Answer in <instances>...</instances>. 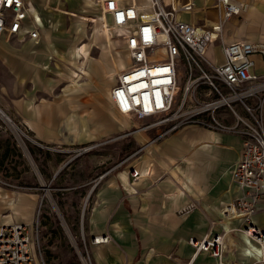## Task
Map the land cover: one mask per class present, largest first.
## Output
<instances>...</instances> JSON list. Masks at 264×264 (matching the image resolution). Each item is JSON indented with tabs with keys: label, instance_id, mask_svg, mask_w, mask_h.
<instances>
[{
	"label": "rangeland",
	"instance_id": "rangeland-1",
	"mask_svg": "<svg viewBox=\"0 0 264 264\" xmlns=\"http://www.w3.org/2000/svg\"><path fill=\"white\" fill-rule=\"evenodd\" d=\"M213 1L194 0V10L179 12L178 16L199 23L203 22L204 17L216 19V9L211 6ZM86 4L85 0H51V8H49L39 7L35 3L33 6L39 16L37 21L39 37L32 42L41 50L36 55L41 60L38 66L43 71V80L54 84L58 90L57 93L41 94L43 102L57 100L58 102L75 104L76 107L83 105L90 111L98 108L103 117L102 112L104 105H106L103 91L106 87L113 85L117 72L129 64V56L116 32L108 29L111 41L109 45L106 43L104 37L102 38L101 27L104 23L98 16L96 5ZM55 7H59L61 10L72 9L74 14H65ZM247 10L248 6L245 3L240 14L225 20V22L227 21L223 28L225 40H227L226 34L229 31L241 25L242 19L247 16ZM92 16L95 17L94 21L89 18ZM230 20H235L237 25L229 27L228 21ZM29 24H34L32 18ZM226 27L227 29H225ZM72 43L75 46L73 49L69 46ZM80 46L85 49L88 48L90 54L84 67L87 69L90 64L91 67H96L89 68L92 75L98 74V77L94 78L93 81L81 74L80 61L83 56L81 58L74 57L68 61L70 56L76 55L77 50H83ZM209 53L217 60H221L217 46L210 49ZM112 56H114L118 67L111 64ZM71 70L77 73H72L73 80L68 78ZM107 70L112 71V74L104 75ZM66 86L67 90L69 87L81 89L85 95H82L80 91L78 93L74 91L71 94L59 92L61 87ZM86 89L89 96L86 95ZM6 100L7 94L1 91L0 86V157L4 154L3 159L0 158V219L10 218L11 215L14 220L23 218L22 221L14 222H25L29 225L30 239L40 264H85L82 260V255L85 254H88L90 258L89 264H167L169 259L165 254L168 250L184 245V242L195 233L197 222L206 228V218L200 210H197V213L187 220H183L179 211L184 208H177L172 215H169V225L166 228L158 227L148 230L144 224L131 223L130 225L128 220L130 217L133 219L129 212L131 207L130 194L121 185V191L112 197V204L113 207L118 205V207H126L127 209L124 225L128 227L117 228L118 234L124 240V245H118L112 236L107 241L117 246L119 257L115 251L109 249L99 253L97 257L93 254L94 244L99 243H93L92 238L94 235L102 233L95 234L87 222L93 211L98 212L105 207L104 198L97 196V185L102 184L107 175L122 176L123 174L126 178L125 183L129 186V170L133 165L140 173L149 165L151 175L154 178L163 175L159 180L164 179L165 192H170L174 184L170 178L164 175L163 168H160L159 160L165 159L160 150L166 147V151L170 154L178 153L179 149L183 150L186 155L192 154L195 149L206 147L202 145L206 138L203 137L191 142L188 135L197 132L209 134L207 129L189 125L155 138L159 134V130L142 129L143 131H138L133 129L136 126L148 124L151 118H129L120 114L119 119L115 121L121 127L112 134H104L98 139L81 144L44 142L35 137L27 123L12 107L5 103ZM13 124L25 127L26 136L15 133L12 128ZM216 134L218 135V132H214V135ZM220 137H222L220 140L223 141L221 155L218 160H212L214 163L210 162L211 159L207 160L209 168L206 169L202 188L197 195L200 197L201 207L211 217L218 219L222 218L220 213L209 211L204 203H207L209 207L213 206L212 203L220 207L223 201L217 202V198L222 192L229 189L228 175L238 151L236 139L233 136L221 134ZM80 147L89 148L85 152L78 153L77 149ZM207 147L213 152L214 143H210ZM18 153L20 154L18 155ZM171 162L173 164L168 165L169 169L183 178L182 171L186 167V162L176 159ZM101 173L107 174L99 178ZM82 180H89L90 182L97 180L96 186L93 187L88 196L87 193L93 183L74 187L76 189L73 188ZM140 191L142 192L135 194L133 198L145 196L150 188L145 187ZM81 192L84 195L80 194ZM121 196L122 199L120 200ZM213 196L216 197V202H213ZM169 197H173V195ZM180 197L183 196L180 195ZM156 199L154 198L151 204H156ZM208 201H212V203L210 204ZM24 203L27 207L21 206ZM14 204L19 208L11 209ZM26 209L29 212L23 214L22 212ZM37 212L40 215L39 225L36 229L34 219ZM143 216L145 215L143 214ZM222 219L237 220V218ZM255 221L257 225L263 226L264 215H258ZM142 222L144 223V220ZM216 223L218 224L217 232H221L222 224ZM153 232H156V235L152 234ZM254 246L257 247L256 244H253ZM250 248L253 249L251 246ZM129 249H132L133 252H129ZM234 252L235 246L226 244L224 261L228 264H234ZM254 257L252 262L258 259V255ZM169 262L171 263L170 260ZM172 262L174 261L172 260Z\"/></svg>",
	"mask_w": 264,
	"mask_h": 264
},
{
	"label": "built area",
	"instance_id": "built-area-1",
	"mask_svg": "<svg viewBox=\"0 0 264 264\" xmlns=\"http://www.w3.org/2000/svg\"><path fill=\"white\" fill-rule=\"evenodd\" d=\"M47 0H0V36L14 39L39 37L32 8ZM98 16L122 40L129 64L121 68L109 91L115 110L129 118H151L133 129H156L164 136L181 127L194 125L235 134L240 151L230 167L231 182L240 190L220 208L222 218H237L241 230L257 244L258 259L264 264V227L253 215L264 211V42L223 38L225 20L245 7L242 0H214L217 17L211 23L182 19L179 12L194 10V0H95ZM39 18V16H38ZM91 21L95 17H89ZM219 48L221 60L209 50ZM18 135L26 128L13 124ZM89 147H80L78 153ZM105 173H101L99 178ZM130 179L141 173L133 165ZM97 182V180H96ZM96 182L92 184L87 196ZM139 190H134V193ZM84 207L82 210V215ZM185 212V210H181ZM37 212L34 224L39 225ZM82 222V220H81ZM223 232L212 228L201 238L190 236L191 250L167 254L174 264H192L206 251L217 264L223 257ZM110 234L94 235L93 243L107 242ZM89 264L88 254L82 255ZM0 264H40L25 222L0 223Z\"/></svg>",
	"mask_w": 264,
	"mask_h": 264
},
{
	"label": "crops",
	"instance_id": "crops-1",
	"mask_svg": "<svg viewBox=\"0 0 264 264\" xmlns=\"http://www.w3.org/2000/svg\"><path fill=\"white\" fill-rule=\"evenodd\" d=\"M243 1L248 3L247 16L242 19L240 22L241 25L226 34V39H249L264 42V0ZM36 4H38L39 7L43 6V2L41 1L36 2ZM213 20H215V18L207 19V23H211ZM228 23L227 24L229 27H235L234 25H237L235 20H230ZM227 27L225 29H227ZM32 41V39L20 40L14 38L11 39L6 36H0V86L1 91L7 94V100L5 103H7L9 107H12L19 114L22 120L27 123L35 137L44 142L81 144L98 139L104 134H112L119 130L121 126L115 120L119 119L120 113H118L111 104L109 97L111 86L106 87L103 91L106 104L104 105V111L102 112L103 117L101 115V111L99 112L98 108L90 111L89 108H85L83 105L76 107L77 105L75 104L73 105L71 103L58 102L57 100H48L43 102L41 94H50L54 92L57 93L58 90L54 84L43 80V71L41 67L38 66L41 60L40 57L36 55V53H40L41 50L34 46ZM69 46L71 47L72 45L70 44ZM80 47L84 52L77 50L76 55H72V57L70 56L68 61L74 57L81 58L83 56L87 48L85 49L83 46ZM110 61L113 66L118 67V64L113 62L112 59ZM89 68L96 67H91L90 64L88 65V69ZM109 74H112V71L107 70L104 72V75ZM92 76L97 78L98 74ZM66 88L67 86L61 87L59 92L71 94L74 91H77L76 93L80 91L82 95H85L81 89H72L69 87L67 90ZM86 95L89 96L87 89ZM138 131L143 130L140 129ZM207 131L210 133L205 134L197 132L188 135V139L191 142L199 140L203 137L206 138L202 144L206 147L195 149L192 154L188 153L189 155H186L183 150L179 149V147L178 153L172 154L166 151V147H163L160 150L162 157L165 158L162 161L159 160L161 163L160 168H163L165 172L164 175L170 178V180L172 179L171 181L174 184V187H172L170 192H165L164 179L159 180L163 175L154 178V176L151 175V168L149 165L145 170L142 171L141 176L132 181L129 179V186L127 183H125L126 178L123 174V178L122 176H115L113 174L107 175V178L103 180L102 184H98L96 189L97 196L104 198L105 207L98 212H92L87 222L89 228L95 234L98 232L102 234L108 233L110 236L114 237L116 243L118 242V245H124V240L121 239L120 235L118 234L117 228L128 227L127 225H124V222H126L125 216L127 209L126 207H118V205H114L115 207H113L112 204V197L121 191V185L122 188H124V190L128 191V194H130L129 200L131 207L129 212L133 218L131 219L130 217L128 220L130 225L131 223L144 224L148 230L156 229L158 227L166 228L169 225V215H172L177 210V208H184V213L179 211L181 213L180 217L183 220H187L196 214L197 210H200L206 218V228H203L201 224L197 222L198 225L195 227V233L192 236L201 238L208 232L207 230L210 228H212L213 232H217L216 228L218 227V224L216 222L221 223V232L224 231L223 236H225V244L235 246V252L233 255L235 257L234 264H251L255 258L254 256L258 255L257 247H253V244L256 243L252 239L246 237L241 230H230V228L239 225V220L237 219L227 221L226 219L211 217L201 207L200 197L197 196L202 188L206 169L209 168V163L207 160L211 159L210 162H213L218 160L219 156L221 155V144L223 142L221 141V134L230 135L236 139L238 151L235 158H237L240 151V139L237 135L221 132H218V135H214V132L216 131L212 132V130L209 131L208 129ZM210 143H214L213 152H211L207 147ZM174 147L177 148V146ZM173 159L186 162V167L182 171L183 178L176 175L174 171L169 169L168 165L173 164L171 162ZM106 174L104 175L106 176ZM146 176L148 177L147 179ZM228 177L229 189H226L217 198V202L221 200L223 201L220 204V207L212 203V201H208L210 204H213L212 207H209L207 203H204L209 211H218L220 213V208L222 205L228 201H231L236 195L239 194V188L231 182L230 173ZM95 182V180L91 182L89 180H82L81 182L74 185L73 188L86 186L90 183L94 184ZM145 187L147 189L150 188V191L145 194V196L133 198L135 194H140L142 192L140 190H143ZM134 190H139V192L137 191V193H134ZM80 194L83 193L81 192ZM171 195H173V197H169ZM180 195L183 197H180ZM154 198H157V203L151 204ZM121 199L122 196L120 200ZM212 199L213 202H216L215 196H213ZM21 206L27 207L26 203ZM18 208L19 207H16V204L11 206V209ZM28 212V209H26L22 213L27 214ZM143 214L145 216H143ZM260 214L264 215V211H258L253 215V221L255 223L256 217ZM22 220V217L20 219L14 220L13 216L11 215L10 218L0 219V223ZM143 220L144 223L142 222ZM210 223L213 224L210 225ZM261 227H264V225ZM152 234L156 235V232H153ZM250 246L253 249H251ZM107 249L115 251L117 257H119V250L112 242L94 244L92 251L97 257L99 253H102ZM191 249L192 248L189 245L187 239V241L184 242V245H180L179 247H175L172 250H168L165 255L167 256V254L171 252L176 255H180L181 253L190 251ZM129 250V252H133L132 249ZM223 258H226L225 254ZM167 259L171 261L170 263L168 260L167 264H174L170 258L167 257ZM192 264H217V260L210 256L208 252L203 251L195 257Z\"/></svg>",
	"mask_w": 264,
	"mask_h": 264
},
{
	"label": "bare ground",
	"instance_id": "bare-ground-1",
	"mask_svg": "<svg viewBox=\"0 0 264 264\" xmlns=\"http://www.w3.org/2000/svg\"><path fill=\"white\" fill-rule=\"evenodd\" d=\"M46 4L44 5V7H49V8H51V0H47L46 2H45ZM96 4L95 3V0H85V4ZM244 3H246L247 4V6H248V3L247 2H244ZM86 4V5H87ZM55 9H57V10H59L60 12H63V13H65V14H69V15H71V14H74L72 11H74V10H72V9H69V10H61V8H59V7H55ZM32 14H33V20L36 18V20H39V18H38V14H37V11H36V9H35V7L33 8V11H32ZM35 21V20H34ZM102 23H103V21H102ZM102 38L104 37V39H105V41H106V43L109 45L110 44V41H111V39H110V36H109V31H108V27L107 26H105V24L104 25H102ZM91 42V41H90ZM72 46L70 47L71 49H73L75 46L73 45V43L71 44ZM91 45H94L93 43H91ZM88 49V48H87ZM86 49V51H85V53L83 54V57H82V60L80 61V68H81V74L83 75V76H85V78H87V79H89L90 81H93V79H94V77L92 76V74H91V72L89 71V69L87 68L86 69V67H84L85 65V60H86V58H89L90 57V54H89V51ZM83 51V50H82ZM84 52V51H83ZM74 54H75V52H73ZM112 61L113 62H115V60H114V58H113V56H112ZM115 67V66H114ZM77 74L75 71H72L71 70V74H69L68 75V77L69 78H71L72 80L74 79V76H73V74ZM1 115L2 116H4V114L3 113H1ZM137 130H140V129H137ZM168 174V173H167ZM172 180V179H171ZM211 224H213V223H210V225ZM210 230V229H209ZM209 230H207V231H209ZM224 237L225 236H223V241H225L224 240ZM225 243V242H224ZM258 253H259V251H258Z\"/></svg>",
	"mask_w": 264,
	"mask_h": 264
},
{
	"label": "trees",
	"instance_id": "trees-1",
	"mask_svg": "<svg viewBox=\"0 0 264 264\" xmlns=\"http://www.w3.org/2000/svg\"><path fill=\"white\" fill-rule=\"evenodd\" d=\"M19 154H20V153H18V155H19ZM3 157H4V154H3V155H1V157H0V158H1V160L3 159Z\"/></svg>",
	"mask_w": 264,
	"mask_h": 264
}]
</instances>
